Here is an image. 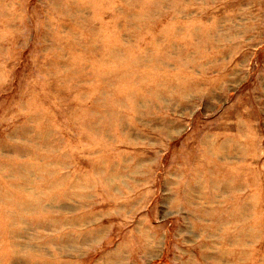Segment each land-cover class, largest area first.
Segmentation results:
<instances>
[{
    "label": "rangeland",
    "instance_id": "374dc122",
    "mask_svg": "<svg viewBox=\"0 0 264 264\" xmlns=\"http://www.w3.org/2000/svg\"><path fill=\"white\" fill-rule=\"evenodd\" d=\"M0 264H264V0H0Z\"/></svg>",
    "mask_w": 264,
    "mask_h": 264
}]
</instances>
